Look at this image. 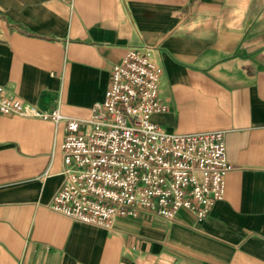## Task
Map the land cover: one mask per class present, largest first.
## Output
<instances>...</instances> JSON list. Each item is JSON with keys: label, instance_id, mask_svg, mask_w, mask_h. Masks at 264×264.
Instances as JSON below:
<instances>
[{"label": "crops", "instance_id": "obj_1", "mask_svg": "<svg viewBox=\"0 0 264 264\" xmlns=\"http://www.w3.org/2000/svg\"><path fill=\"white\" fill-rule=\"evenodd\" d=\"M145 45L163 68L151 120L223 131V199L201 220H73L48 207L65 123L0 112V264H264V0H0V84L41 110L88 117Z\"/></svg>", "mask_w": 264, "mask_h": 264}, {"label": "built area", "instance_id": "obj_2", "mask_svg": "<svg viewBox=\"0 0 264 264\" xmlns=\"http://www.w3.org/2000/svg\"><path fill=\"white\" fill-rule=\"evenodd\" d=\"M163 68L154 48L127 50L111 68L103 101L86 118L59 106L41 110L0 84V112L65 123L63 180L48 207L108 230L119 218L149 214L173 221L181 209L198 220L224 197L227 161L221 130L168 131L151 120ZM44 174H47L45 171Z\"/></svg>", "mask_w": 264, "mask_h": 264}]
</instances>
